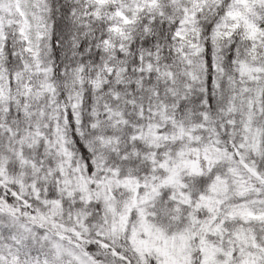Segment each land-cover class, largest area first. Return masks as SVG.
Here are the masks:
<instances>
[{
    "label": "snow or ice",
    "instance_id": "obj_1",
    "mask_svg": "<svg viewBox=\"0 0 264 264\" xmlns=\"http://www.w3.org/2000/svg\"><path fill=\"white\" fill-rule=\"evenodd\" d=\"M0 264H264V0H0Z\"/></svg>",
    "mask_w": 264,
    "mask_h": 264
}]
</instances>
